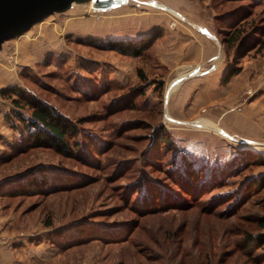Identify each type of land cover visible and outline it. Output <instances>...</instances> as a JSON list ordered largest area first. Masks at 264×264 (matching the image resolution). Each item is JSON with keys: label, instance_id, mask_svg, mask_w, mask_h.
<instances>
[{"label": "rangeland", "instance_id": "374dc122", "mask_svg": "<svg viewBox=\"0 0 264 264\" xmlns=\"http://www.w3.org/2000/svg\"><path fill=\"white\" fill-rule=\"evenodd\" d=\"M120 4H73L2 44L0 182L48 184L0 186V264H264L244 239L264 232V189L246 185L264 176V0ZM169 29L208 38V54L184 59ZM230 29L243 46L225 45ZM154 34L140 57L104 47ZM21 93L73 123L75 155L30 142Z\"/></svg>", "mask_w": 264, "mask_h": 264}, {"label": "trees", "instance_id": "16d2710c", "mask_svg": "<svg viewBox=\"0 0 264 264\" xmlns=\"http://www.w3.org/2000/svg\"><path fill=\"white\" fill-rule=\"evenodd\" d=\"M219 1V0H218ZM222 1V0H220ZM231 1V0H227ZM230 13H226L224 15H220L216 17L217 21L227 20ZM239 29V28H238ZM159 34L151 35L147 38L141 39L139 41H111L108 42L104 47L117 50L123 54H129L134 57H140L146 51H148L154 44V42L158 39ZM241 32L236 29H230L227 32V36L225 37V45L227 47L232 46L236 42H240L241 45H244V41L240 39ZM259 51H264V37L259 46ZM235 71L229 69L224 78L223 82H226ZM16 91L10 90H2L1 94L5 95L10 93H14ZM18 94V92H17ZM19 98L12 99V103L15 107L18 108H26L29 111L28 117L25 118L20 114L17 115V119L24 126L23 128L27 131V138L33 143L36 147L40 148H49L54 151L61 153L62 155H75V149H78V146H72V142L69 139H73L77 134V130L72 122L68 121V119L58 112L53 106L46 104L43 100L38 98H30L24 96L22 93L19 94ZM158 142V141H157ZM169 140L165 138L163 144L165 146L169 144ZM257 162H264V158L256 157L254 158ZM238 167H236L237 169ZM219 174H221L222 170H219ZM18 174L13 177L6 178L5 181L0 182V186L9 181L14 183V188L7 190L5 195L11 197H17L23 194H30L43 191L42 189L48 184V182L42 178H30L28 180H24L23 176L18 178ZM212 177V176H211ZM209 180L211 179L208 177ZM8 181V182H7ZM212 184V181H210ZM206 184L205 186H207ZM247 187H256L259 186L264 189V176L260 177L258 180H252L248 182ZM243 197L236 198L234 201L238 203ZM144 203V201L142 202ZM260 227H264V220L260 222ZM82 233L81 228L75 230V234L80 235ZM74 237V236H73ZM245 243L247 246L253 245L257 249H264V232L257 233L254 236L246 235Z\"/></svg>", "mask_w": 264, "mask_h": 264}, {"label": "water", "instance_id": "95a60500", "mask_svg": "<svg viewBox=\"0 0 264 264\" xmlns=\"http://www.w3.org/2000/svg\"><path fill=\"white\" fill-rule=\"evenodd\" d=\"M124 0H0V50L3 42L28 30L53 13L73 4L89 3L93 10H106Z\"/></svg>", "mask_w": 264, "mask_h": 264}, {"label": "crops", "instance_id": "0c3cea01", "mask_svg": "<svg viewBox=\"0 0 264 264\" xmlns=\"http://www.w3.org/2000/svg\"><path fill=\"white\" fill-rule=\"evenodd\" d=\"M121 5V4H120ZM119 5V6H120ZM167 32V31H166ZM166 36H168L169 38H167V40L169 39V45L168 47L172 50H178L180 49V44L182 45H189L187 48V51L183 56L186 55V57L184 59H188L187 57H189L192 54H198V56H203V55H207L208 54V50H209V41L208 38L203 37L201 35H196V36H190L188 37H179L176 33H174L173 29H169ZM171 38H177V40H175L176 42L171 43L170 40ZM181 51V50H180ZM179 51V52H180ZM183 51V50H182ZM174 57V56H172ZM6 252V251H4ZM3 253V252H2ZM1 253V255H2ZM14 257L12 256L11 259H13ZM11 259L9 258V261H5L4 264H6V262H8L9 264L11 263Z\"/></svg>", "mask_w": 264, "mask_h": 264}, {"label": "bare ground", "instance_id": "6f19581e", "mask_svg": "<svg viewBox=\"0 0 264 264\" xmlns=\"http://www.w3.org/2000/svg\"><path fill=\"white\" fill-rule=\"evenodd\" d=\"M181 77H182V76L177 77V78H181ZM180 81H181V80H180ZM177 85H178V83H177L175 86L169 88V91H168V94H169V95H170V93H172L173 89H174L175 87H177ZM209 125L212 126V127H214V128H217V127H216L215 125H213L212 123H209Z\"/></svg>", "mask_w": 264, "mask_h": 264}]
</instances>
